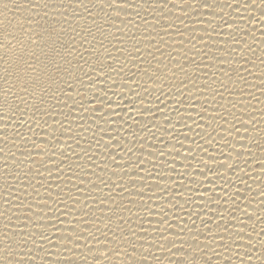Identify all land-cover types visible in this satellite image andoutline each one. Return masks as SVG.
Returning a JSON list of instances; mask_svg holds the SVG:
<instances>
[{"label":"bare ground","instance_id":"1","mask_svg":"<svg viewBox=\"0 0 264 264\" xmlns=\"http://www.w3.org/2000/svg\"><path fill=\"white\" fill-rule=\"evenodd\" d=\"M235 2L236 0H207L211 9L207 5L198 6L197 11L188 10L185 14L181 11L180 0H176L178 7L169 12V4L163 13L158 8L153 10L156 8V0H132L136 7L121 11L111 32L125 39L129 49L134 41L128 37L137 36L142 41L139 56L132 57L128 52H117L116 49L121 45L112 36L104 41L105 47L111 50L112 57L104 53L97 61V53L91 54V62L97 68L103 63L106 72L108 64L116 69L121 64L124 65L123 73H101L94 89L101 96L111 89L108 97L115 112L107 123L104 119L97 120L96 114L87 110V105L83 110L73 111L68 119H65L68 109L62 106L50 109L48 114L35 113L40 121L39 127L35 120H29L33 115L31 110H26V115H13L7 108H0V113L4 115V120H0V149H3L0 152V236L4 233L6 224L10 234L27 231L24 227L28 211L26 205L40 201L43 207V202L47 200L50 208L54 209L58 204L56 194L61 193L60 201H66V206L59 203L60 210L56 212V216L63 223L55 221L53 217L56 227L50 228L51 239L57 247L50 245L48 253L40 251L38 256L36 253L29 254L36 264H44V260L49 264L52 261L66 264L69 259L75 261V264H86V261L87 264H93L92 254L84 246L85 237L90 232H95L97 227L103 229L109 223L108 218L111 220L109 227L116 232L117 237L136 231L142 225L147 233L140 232L143 239L137 243H142L144 249H148L153 238L159 236L157 229L165 228L168 224L171 229L165 235L176 231L178 225L192 228V222L195 221L193 230L201 229L209 239L216 235L218 242L232 244L241 255L249 242L247 234L251 233V243L255 244V248L250 264H264V255L261 254L264 249L257 243L264 241V235L260 234L264 229V223H261L264 220V204L261 203L264 199V195H261L264 189V167L261 166L264 162V63H261L264 59V18L256 10L243 12L226 7ZM24 3L26 0H0V43L4 42L5 31L16 32L18 22L29 15L26 8L17 7ZM137 12L139 15H136ZM69 18L72 19L71 10ZM121 19L125 20V24H121ZM128 20L133 23H127ZM72 22L74 26H84L86 23L78 17ZM92 27L94 30L95 26ZM117 27L122 28L127 35L118 32ZM144 36L149 39L143 40ZM248 46H251L252 51H249ZM81 52L85 57L89 56V52L82 49ZM101 52L103 53V49ZM149 53L170 65L177 76L165 80L163 93L157 88L145 100V106L151 107L155 115H141L143 109L138 101L131 110L123 105L118 106L116 102L120 95L126 99H135L129 89L135 88L142 78L138 73L135 76L132 73L137 72V65L144 67L143 60L152 58ZM4 55L5 50L0 49V56ZM185 56L188 59H184ZM242 57H246L248 62ZM177 61L186 66L187 77L175 67ZM80 63L83 64V61ZM5 67L6 64L0 62V77L4 75ZM84 67L87 69L88 65ZM235 69H239L240 76L244 79L237 77ZM224 72L230 73L231 80ZM182 80L187 88L181 85ZM221 81L227 84V90ZM2 85L3 81L0 80V86ZM212 90H215V94ZM113 92L119 95H113ZM177 92L183 95L178 96ZM157 96L161 98L159 101ZM87 99L88 96H85V102ZM181 99L184 101L180 106L183 119L176 113L177 101ZM157 104L162 111H156ZM233 104L236 105L235 108L232 107ZM205 106L208 110L202 112ZM102 111L109 112L111 109L103 106ZM229 112L234 113L236 118ZM9 115H13L12 120L8 119ZM221 115L226 120L221 119ZM189 116L192 118L189 119ZM185 124L189 127H185ZM233 124L239 129L238 132L232 128ZM29 125L32 131H29ZM145 125L148 130H145ZM17 131L21 136L15 135ZM177 132L187 135V139L183 135L178 137L182 146L181 143H176ZM109 136L117 139L106 149L104 145L109 143ZM33 140L40 146L39 149L33 147ZM97 141L100 143L97 144ZM173 143H176V149L181 155L177 156L172 151ZM53 147L56 153L53 161H48V156H44L51 171L49 174V171L38 163H33V160L38 162L40 155L37 153ZM128 148H131V152L127 151ZM161 150L164 152L163 156L160 155ZM61 152L66 157L63 164L59 163ZM10 153H15V164L8 155ZM221 153L224 155L221 156ZM237 153L241 155L238 157ZM113 154L117 157L116 164L110 159ZM209 154L215 160L210 159ZM185 156L188 157L187 160L184 159ZM202 161L207 162L213 171L219 169V176L209 172ZM217 161H223L232 167L219 168ZM138 162H142V169L137 168ZM37 167H40V175H36ZM173 167L176 168L175 172L172 171ZM6 170L12 174L5 175ZM113 171L116 175L112 174ZM179 172H184V176L181 177ZM25 173L28 175L25 176ZM17 175L19 179H16ZM238 177H243V182ZM100 179L105 180L109 187L101 184ZM113 183L121 187L113 188ZM30 185H35L39 196ZM121 188L125 189L123 196L120 194ZM141 188L142 196L138 194V189ZM237 190L240 193L238 199ZM49 192L52 194L51 199L48 198ZM71 197L78 198L80 203L77 204ZM101 200H104L103 204L100 203ZM21 201L25 207H19ZM124 206L132 210L128 211ZM110 208L116 209L115 215L109 211ZM245 209L251 219L245 216ZM84 212L92 214L87 218L94 223L90 222L87 226L78 223ZM164 214L167 223L161 225L159 221ZM48 215L51 216L52 213L49 211ZM202 220L208 222V227H204ZM74 226L77 230H84L80 246L73 252L65 251L56 255L58 248L64 247L59 237L72 234ZM29 227L32 225L29 224ZM120 228L124 229L123 233ZM225 228L227 231H224ZM237 232H243L244 237L236 236ZM190 234L181 233L182 236ZM108 235L111 239L113 233L109 232ZM221 236L227 239L220 241ZM131 238L135 240L134 237ZM68 246L71 247L70 242ZM213 247L216 245L213 244ZM217 250L224 251L222 248ZM140 251L142 250L135 254L137 260L141 259ZM151 253L160 259L149 254L144 264H169L167 252L153 247ZM228 255L231 256V253ZM24 258L27 260L28 256ZM126 259L121 254L113 256L111 261H105L104 264H120ZM171 259L174 260L175 257ZM0 264H4L2 256ZM215 264H223V258L216 259ZM233 264H238V258L233 257Z\"/></svg>","mask_w":264,"mask_h":264},{"label":"snow or ice","instance_id":"2","mask_svg":"<svg viewBox=\"0 0 264 264\" xmlns=\"http://www.w3.org/2000/svg\"><path fill=\"white\" fill-rule=\"evenodd\" d=\"M169 4L171 8H168ZM180 5L181 11L185 12V14H187L188 10L193 12L197 11L198 6L203 7L207 5L209 9L212 7L210 4H207V0H191V2H189V0H180ZM17 7L26 8L29 15L18 22L16 32L5 31L4 42L0 43V49L5 50V55L0 56V62L6 64L4 75L0 77V80L3 81V85L0 86V97H2L0 108H7L13 115L16 113L26 115V110H31L33 115L29 117V120H35L39 127L40 121L37 119L35 113H41L42 115L48 114L50 109L62 106L68 109L66 115L62 113V115H65V119H68L73 111L83 110L87 105V110L95 113L97 120L104 119L107 123L108 118L115 112V109H112V101L108 97V91H111V89L106 90L103 96L99 95L94 89H96L97 79L101 73H105L106 75H109L111 72H117V74L123 73L124 65L121 64L120 68L116 69L112 67L111 64H108V71L106 72L103 63L97 68L96 64L91 62V54L93 52L97 53V61H99V56L104 53H107L108 57H112L111 50L105 47L104 44V41L108 40L109 36H112V38L117 40L121 45L116 49L117 52L121 54L128 52L129 56L132 57L139 56L140 43L142 41L138 39L137 36L132 35L128 37V39L134 41L131 49H129L126 47L125 39L117 37L111 32V28L116 24V20L119 19V13L125 11L126 8L136 7V5L132 3V0H39V2L26 0V3L18 4ZM176 7H178L176 0H156V8L153 10L155 11L158 8L160 12L163 13L164 8H168V11L171 12L172 8ZM226 7H232L234 10H241L243 12H248L250 9L256 10L259 11L261 17L264 18V0H236L234 5L228 4ZM5 8H7V4H5ZM93 9H98V11L94 12ZM69 10H71L72 19L69 18ZM136 15H139V12H137ZM77 17L86 22L84 26L73 25L72 20ZM98 17L100 19H98ZM120 22L121 24H125V20L123 19H121ZM127 23H133V21L128 20ZM144 23H147V21H144ZM92 26H95L94 30ZM164 30L166 31V29ZM117 31L121 32L124 36L127 35L123 33L122 28L117 27ZM262 35H264V33H262ZM148 39V36L143 37V40ZM253 39H255L254 36ZM161 42H163L162 39ZM109 43H111V41H109ZM85 45H88V47H85ZM248 47L249 51H252L251 46ZM81 49L84 52H89V56L85 57ZM101 49H103V53ZM157 50L159 49L157 48ZM149 55H151V59L142 61L144 67L137 65V72L132 73L133 76L138 73L142 78L140 82L136 83L135 88L129 89V91L133 93L135 99H126L123 95H120V99L116 102L118 106L123 105L125 108L131 110L138 101L143 109L141 115L144 113H152L155 115L151 107L145 106V100L153 91H156L157 88L163 93V84L165 80L174 79L177 76V72L174 71L170 65L165 64L163 60L157 59L152 53H149ZM113 58L118 60L117 57ZM242 58L245 59L246 63L248 62L246 57ZM184 59H188L187 56H185ZM81 61H83V64L80 63ZM153 61H156V63L153 64ZM191 62L195 63L194 60ZM261 63H264V59L261 60ZM84 65H88L87 69ZM175 67L179 72L184 73L186 77L188 76L185 65L177 61ZM235 71L239 79H244L240 76L239 69H235ZM223 74L231 80L229 72H224ZM112 82L115 84V80ZM180 83L184 88H187V84L183 80ZM205 83L207 84V82ZM221 84L227 90V84L223 81H221ZM212 91L215 94V90ZM113 95H119V93L113 92ZM177 95L182 96L183 93L177 92ZM85 96H88L86 102ZM213 98H215V95ZM156 99L159 101L161 98L157 96ZM49 101H51V103H49ZM69 101H71V103H69ZM183 103L184 101L182 99L177 101L176 113L180 116V119L184 118L180 113V106L183 105ZM21 104L23 108H21ZM103 106H107L111 111H102ZM232 107L235 108L236 105L233 104ZM207 110V106L202 108V112ZM137 111H140V109H137ZM156 111H162L159 104L156 105ZM229 114L236 118L234 113L229 112ZM13 115H9L8 119L12 120ZM200 115L201 118H203L202 113ZM165 118L167 119V116H165ZM188 118L191 119L192 117L189 116ZM221 119L226 120V117L221 115ZM0 120H4V115L2 113H0ZM193 122L196 123L195 120ZM44 123L47 124V121H44ZM133 123H136V121L133 120ZM169 123H171V121H169ZM60 124L61 127L64 126L63 121H61ZM184 126L189 127L187 124ZM197 126L199 125L197 124ZM232 128L237 132L239 131L234 124ZM145 130H148L147 125H145ZM29 131H32L31 125H29ZM15 135L21 136L18 131ZM78 135L80 134L78 133ZM176 135V143H181L178 139L181 135L187 139V135L184 133L177 132ZM210 135L211 134H209V138ZM21 138L24 139L23 137ZM4 139L6 140L7 137H4ZM116 139V137L109 136V143L105 144L104 147L106 149L110 148L112 141ZM119 142L122 143V141ZM99 143L100 142L97 141V144ZM176 143L172 144V151H175L176 155L179 156L181 153L176 149ZM32 145L36 149L40 147L34 140L32 141ZM77 146H79V141H77ZM197 146L200 147V145ZM2 151L3 149H0V152ZM84 151L85 155H87V149ZM127 151L131 152V148H128ZM189 151H191V149H189ZM37 154L40 155V160L38 162L33 160V163H38L40 167H44L45 170L49 171V174H51L47 162L44 161V156H48V161H53V157L56 155L54 147L41 150ZM149 154L151 155V153ZM8 155L12 157L13 164H15V153H10ZM160 155H164L162 150ZM223 155L224 154L221 153V156ZM240 155L241 153H237L238 157ZM65 158L64 153L61 152L59 163L63 164ZM209 158L215 160V157L210 154ZM110 159L113 164H116V155H111ZM184 159L187 160L188 157L185 156ZM229 159H231L230 156ZM202 163L209 172H213L214 175L219 176V169L213 171V168L210 167L207 162L202 161ZM217 163L219 168L230 169L232 167V165L225 164L223 161H217ZM245 164H247V161H245ZM261 166L264 167V162L261 163ZM7 167L6 158L5 168L7 169ZM40 167H37L36 175L41 174ZM117 167H119V165H117ZM137 168L142 169V162L137 163ZM172 171L175 172L176 168L173 167ZM10 174L12 173L7 170L5 171V175ZM112 174L116 175V172L113 171ZM178 174L183 177L185 173L179 172ZM27 175L28 173H25V176ZM201 175H204V173L201 172ZM220 178L224 179L222 176ZM16 179H19L18 175ZM205 179H207V177H205ZM238 179L243 182V177H238ZM208 182L212 183L210 180ZM100 183L105 187H109V184L103 179H100ZM133 184H135V180H133ZM30 186L35 189V185ZM8 187H11V185H8ZM93 187L95 188L96 185L94 184ZM111 187L116 188L121 187V185L113 183ZM35 190L36 194L39 196V190ZM124 190V188H121V196H123ZM138 194L141 196L143 195L142 188L138 189ZM56 195L58 204L54 209L50 208L47 200L43 202V207H41L40 201H36L34 204L28 203L26 205L28 211L25 215L24 227L28 229L27 231L22 230L19 233L12 232L10 234L7 231V224L5 225V231L2 236H0V256L3 257L4 264H36L33 256L29 254L36 253L38 256L40 251L48 253V246L50 245L57 247L51 239L52 233L50 232V228L56 227V223L53 222V217H55V221L63 223L60 217L56 216V212L60 210L59 203H64L66 206V201H60L61 193H57ZM261 195H264V189H262ZM239 196L240 193L239 190H237L236 198L238 199ZM51 197L52 194L49 192L48 198L51 199ZM71 198L75 199L77 204L80 203L78 198ZM17 199L20 198L18 197ZM218 202L217 200V203ZM100 203L103 204L104 200H101ZM261 203L264 204V199L261 200ZM19 207H25L23 201H21ZM237 207L239 208V206ZM127 210L131 211L132 209L127 207ZM49 211L52 213L51 216L48 215ZM109 211L114 215L116 214L115 208H110ZM244 214L248 216L249 219L252 218L246 209L244 210ZM91 215V213L84 212L78 223L85 226L90 222L94 223L87 218ZM197 217L199 218V213H197ZM119 218L123 219V217ZM9 219H11V217H9ZM17 219H19V217H17ZM108 219L109 223L105 224L103 229L97 227L95 232H90L88 236L85 237L86 243L84 246L88 249V252L92 254L93 264H104L105 261H111L113 256H119L121 254L127 259L126 261H121L120 264H144L149 254L159 260V257H155V254L151 253V248L153 247H158L160 250L168 253L169 264H215V260L219 258H223V264H233V257L238 258V264H250L253 259L255 244L251 243V233L247 234L249 242L244 246L245 251L241 255L239 251L234 249L232 244L218 242L216 235H212L211 239H209L201 229L193 230L195 228V221L192 222V228H189L187 225H178L176 231H171L169 235H165L164 233L171 229V225L168 224L165 228L157 229L160 233L159 236L153 238L148 249H144L142 243H137L143 239L139 233H147V230L144 229L142 225L136 231H131L128 234H122L117 237L116 232L109 227L111 220L110 218ZM159 223L161 225L167 223L166 214H164ZM201 223L204 227H208L207 221L202 220ZM261 223H264V220H261ZM29 224H31L32 227H29ZM117 227L119 228V225ZM217 227L219 228L220 225L218 224ZM83 231V228L77 230L74 226L72 234L66 236L61 235L59 240L64 244V247L58 248L56 255L65 251L73 252L74 249L78 248L80 246ZM224 231H227V228H225ZM109 232L113 233L111 239L108 235ZM120 232L123 233L124 229L120 228ZM184 232H189L191 234L182 236L181 233ZM260 234L264 235V229L261 230ZM244 235L243 232L236 233V236L241 238H243ZM101 237H103V239H101ZM131 237H134L135 240ZM202 237L203 239H201ZM226 239L227 237H220V241ZM69 242L71 243V247L68 246ZM257 243L261 245V249H264V241H257ZM213 244H215L216 247H213ZM113 245H115V247H113ZM221 248L224 249V251L217 250ZM139 250H142L140 251L141 259L137 260L135 254ZM228 253H231V256H229ZM261 254L264 255V252H261ZM26 255L28 256L27 260L24 258ZM172 257H175V259L172 260ZM40 259H43V257H40ZM44 264H49V262L44 260ZM51 264H60V261H52ZM66 264H75V261L69 259Z\"/></svg>","mask_w":264,"mask_h":264}]
</instances>
